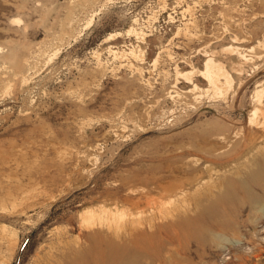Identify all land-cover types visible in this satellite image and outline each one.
<instances>
[{
	"label": "rangeland",
	"instance_id": "1",
	"mask_svg": "<svg viewBox=\"0 0 264 264\" xmlns=\"http://www.w3.org/2000/svg\"><path fill=\"white\" fill-rule=\"evenodd\" d=\"M262 88L264 0H0V264H264Z\"/></svg>",
	"mask_w": 264,
	"mask_h": 264
},
{
	"label": "bare ground",
	"instance_id": "2",
	"mask_svg": "<svg viewBox=\"0 0 264 264\" xmlns=\"http://www.w3.org/2000/svg\"><path fill=\"white\" fill-rule=\"evenodd\" d=\"M170 17V16H169ZM194 23V22H193ZM137 33V32H136ZM142 33V32H141ZM138 34V33H137ZM144 35V34H143ZM112 36V35H111ZM144 37V36H143ZM111 38V37H110ZM109 39V38H108ZM133 49V48H132ZM229 50L234 51V47H231ZM237 51H239V49L237 48ZM231 52V51H230ZM223 53V52H222ZM234 53V52H232ZM241 57L245 60H248L247 56L239 51ZM97 54V53H96ZM134 56V55H133ZM139 57V56H138ZM157 60V59H156ZM133 65V64H132ZM130 67V66H129ZM238 71H240V73H242V66L238 67L237 69ZM239 73V75H240ZM201 76H203V78L205 80H207V82L209 83V87L211 88V90L213 91V93H215V95H218L219 97H223V93H225L223 91V87L225 84H228L227 86H229V84L233 81L232 80V75L231 73L225 68L224 63L218 59V57L216 58L214 53H210V55L207 57V61L205 64V70H201ZM241 78V77H240ZM226 86V85H225ZM225 88V87H224ZM229 88V87H228ZM227 91L228 92V89ZM199 89V87L197 86V84L194 83L193 89L191 90H196ZM210 90V89H209ZM257 94H256V98L257 100L261 103L262 100V96L264 94V88L262 89H258L256 90ZM225 96V95H224ZM204 97V96H203ZM218 97V98H219ZM258 109L255 110V112L253 113V116L250 118L251 123L254 122L256 120L257 114H258ZM258 121V120H257ZM256 122V121H255ZM256 124V123H255ZM253 125V124H252ZM258 125V124H257ZM256 132V131H255ZM104 209V208H103ZM92 213V212H91ZM107 213L109 216L111 214V218H107L104 219L103 216L99 219H97L98 224L100 225H104L105 222H107L110 226V228L112 227V225L114 224V222H116L117 218L118 219H122L124 217H126V214L123 211H119L118 209L116 211H114L113 209H107L104 210V214ZM93 214V213H92ZM88 215V214H87ZM151 220V219H150ZM86 223H88L89 225L94 226L95 225V217L93 215L90 216L89 214V218H86L84 220ZM140 222V221H139ZM138 222V225L139 224ZM151 222V221H150ZM107 224V225H108ZM151 224V223H150ZM87 225V224H86ZM143 225V223L141 224ZM116 228L117 227H122V225H119L118 223H115L114 225ZM134 226V225H133ZM132 226V227H133ZM112 247L111 245L108 247L109 252H111L109 254V264L111 263L113 257H112Z\"/></svg>",
	"mask_w": 264,
	"mask_h": 264
}]
</instances>
